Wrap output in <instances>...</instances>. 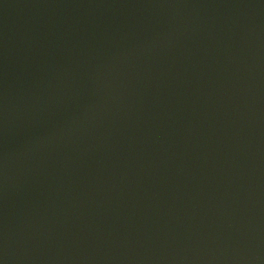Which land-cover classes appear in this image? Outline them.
<instances>
[{
  "label": "water",
  "instance_id": "obj_1",
  "mask_svg": "<svg viewBox=\"0 0 264 264\" xmlns=\"http://www.w3.org/2000/svg\"><path fill=\"white\" fill-rule=\"evenodd\" d=\"M0 264H264V0H0Z\"/></svg>",
  "mask_w": 264,
  "mask_h": 264
}]
</instances>
